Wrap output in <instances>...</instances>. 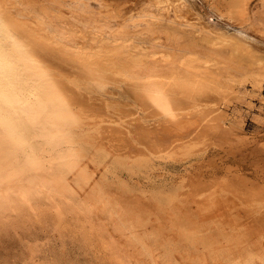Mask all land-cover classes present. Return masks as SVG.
Here are the masks:
<instances>
[{
    "label": "bare ground",
    "instance_id": "6f19581e",
    "mask_svg": "<svg viewBox=\"0 0 264 264\" xmlns=\"http://www.w3.org/2000/svg\"><path fill=\"white\" fill-rule=\"evenodd\" d=\"M61 1L0 0V128L5 136L3 142L6 143V145L0 144V205H4V202L10 204L11 194L14 193L20 208L29 207L32 201L36 200V194L39 195L42 190H52L53 194L49 202L53 210L50 209L55 211V214L60 218L72 214L78 223L83 241L97 247L96 250L98 249L101 253L105 251L112 260L118 262L120 254L116 250L114 240L116 237L112 236L115 234L114 231L112 230L113 233L110 231L112 235L109 234L111 228L108 230L110 226L104 224L105 221L101 222L104 219L94 221L88 215L87 210L91 208L88 204L86 207L83 206V203L86 202L82 200L83 198L78 199L77 195L80 193H76L75 198L72 199L70 195L67 196L59 188H54L43 181L35 183L30 178H27L26 184L23 185L20 182L22 172L28 167L27 161L32 157L24 154L27 159L22 165L13 160L19 157L21 150L28 149L31 155L41 153L59 169L62 182L59 184L65 183L69 178H80L89 188L94 186V191L91 190L90 195H98V191L95 189L97 179L89 167L92 164L105 167L103 162H119V160H115L114 153H110L111 150L109 149V152L100 143L102 135H106L105 131L103 133L100 128L102 125L97 121L98 118L96 120L99 114L91 107L94 97H99L101 102L103 99L101 96L109 93L113 88H120L132 100L135 106L134 110L147 112L146 115L156 118L161 122L157 123L163 125L162 134L157 132L158 139L155 137L156 133L152 134L153 130L150 127L142 128L143 126H141L144 137H141L142 142L146 141L151 144L154 151L162 152L160 150L164 143L169 141L173 144L178 138L184 144L187 141L184 142L186 139L183 138L191 136L195 130L197 132L193 134L195 136L202 132L206 136L207 131H209L208 133L210 131L220 132L224 127V118H221L222 114L218 111L219 105H217V101H214L226 95L236 83L247 80L255 81L257 84L262 83L264 81V53L259 52L258 48H254L252 46L254 43L250 45L249 41V43L246 42L247 40H243L241 36L239 37L233 32L208 29L209 26L207 27L203 17L186 0H110V2L101 0L104 14L100 11L97 16L89 14L86 17L75 11L70 14L67 10L61 11L65 8ZM250 1L227 0V12L231 16L247 19L246 17L252 15L250 14ZM70 2L68 3L70 4ZM86 4L88 7V3ZM130 7H136V9L142 7L137 9L134 14L145 16V19L154 17L150 21L155 27V31L152 33L154 35L150 33L151 36H147L149 34L142 36V33L136 38L134 35L131 37L132 32L126 31L127 24L125 28L119 26V30L114 31V28H112L113 31L110 30L113 18L124 16V12ZM78 9L76 10L78 11ZM256 14L252 15V18L264 23V13L257 14L259 17ZM111 16H114L111 18L112 20ZM127 18L129 16L123 21L117 19L114 22L123 23ZM140 19L138 18L139 21ZM136 23L138 24L137 21ZM136 23L134 22V24ZM161 30H164L162 34L164 39L159 40L158 34ZM141 31L143 30L139 28L138 32ZM143 32H146L145 29ZM137 34L135 32V35ZM115 90L112 91L116 92ZM225 97L227 98V96ZM108 100H110L109 103H114V100ZM116 102L121 103L120 101ZM124 102L122 101V103ZM126 103L128 105L129 102L122 104L125 106L124 109L128 108ZM104 106L105 110L109 112L112 110V114L117 115V117L114 116L115 118L122 119L123 116L128 117L127 114L130 113L129 110H121V107H110V104H104ZM117 107L119 106L117 105ZM136 116L134 119L140 118L139 114ZM190 118L198 119L197 124L193 125L196 128L192 126L193 128L189 129L186 126V129L181 127L178 128L180 130H175L174 125L178 126L180 123L183 124L182 122L189 123L190 121L186 120H190ZM92 119L96 121L90 122ZM102 119L103 117L99 121L107 118ZM126 120L124 119V121ZM137 123L139 122L135 124ZM105 125L103 124L104 127ZM112 127L114 129L108 127V132L113 131V134H118L119 139L120 134H124L121 138H125L122 140L125 139V142H129L128 145H130L132 140L129 137V131L132 129L125 131L119 126L116 129L115 126L112 125ZM110 128L112 131L109 130ZM137 129L135 130L137 131ZM172 129L175 131L171 132ZM137 133L139 134V131ZM106 134L108 135V133ZM108 136L106 139L110 140L112 135ZM137 136L139 135L134 137L138 138ZM153 137L156 138V141L152 139ZM116 138L117 135L114 139ZM191 138L189 137L187 140L195 139L193 136ZM122 140H120L121 143ZM197 140L196 142H198ZM117 141L118 149L121 147L122 150L119 140ZM159 141L161 142L159 143ZM181 141L177 144L175 142L173 146L168 144L170 147H176L182 144ZM194 142L190 141L191 144ZM112 144L114 145V143ZM134 144L136 145V143L132 145L137 149L138 147H135ZM191 144L185 146L190 148V151ZM122 145H125L124 142ZM170 147L168 146V148ZM261 147L260 151L264 150V145ZM125 150L120 153L122 154ZM184 150L182 149V153ZM89 152L99 154L101 158L90 159L88 158ZM7 153L11 158L4 160L3 157ZM144 156L137 154V157L140 158L133 161L134 157H131L133 159L130 162L144 161L145 158L147 159ZM123 160H126L125 157ZM127 160L129 163L130 159L127 158ZM125 165L127 164L125 163ZM128 166L132 168V165L128 164ZM198 185L206 184L198 183ZM197 188L198 186L196 192ZM202 188L205 186L199 189ZM191 190L193 191L194 188ZM202 190L199 192L202 193ZM249 190L244 193L248 194ZM210 192L204 193L208 196L207 198L221 196L217 191L218 195L213 190ZM236 194L238 195V193ZM244 196L247 198V195ZM220 198H216L218 202ZM248 199L251 207H247H258L259 204L264 203V189L255 188L248 194ZM35 202L33 201V203ZM121 206L124 205L121 204ZM101 209L100 214H107L108 218L116 215L113 214L114 210L110 207ZM121 211H123L122 214L129 215L128 212H125L126 209ZM102 218L106 217L102 216ZM95 220L97 219L95 218ZM111 220L110 222L113 221Z\"/></svg>",
    "mask_w": 264,
    "mask_h": 264
},
{
    "label": "rangeland",
    "instance_id": "374dc122",
    "mask_svg": "<svg viewBox=\"0 0 264 264\" xmlns=\"http://www.w3.org/2000/svg\"><path fill=\"white\" fill-rule=\"evenodd\" d=\"M69 1L72 3L69 4ZM85 1L88 3V7ZM107 1L110 2V0ZM186 1L203 17L207 27L209 26L208 29L233 32L235 35L241 36L243 40H247L246 42L249 41L250 45L254 43L256 46L254 44L252 46L264 53V23L252 18V15L256 13L258 15L261 12L264 13V4H262L264 0L250 1V14L252 15L246 17L247 19L231 16L227 12V0ZM61 3L65 6L61 11L67 10L69 14L74 11L80 15L84 14L85 17L89 14H93V16L96 14L95 16H97L100 11L104 14L101 0H62ZM79 7L81 11L78 9ZM140 8L137 7V9ZM89 9L90 11H88ZM128 9L124 12V16L110 17L116 22L117 19L123 21L129 16L123 23L112 21L110 30H119V26L125 28L127 24V30H125H129V33L132 32L131 37L134 35L136 38L142 33V36L154 35L152 33L155 31V27L153 23H150L154 17H146L145 19V16L134 14L137 11L136 7ZM130 15L132 16L130 17ZM136 16L139 19L142 18L140 21H143L140 22ZM113 24L115 25L112 27ZM149 26L153 27L149 28ZM138 27L143 31L145 29L147 33L138 32ZM122 28L121 30H124ZM135 32L138 34L135 35ZM163 32L164 30H161V34L157 33L160 36L159 40L163 38ZM251 81L236 83L226 95L214 101H217L218 111L222 114L221 118H224V127L220 132L210 131V134L207 131L206 134L209 135L206 137L202 131L197 136L193 135L197 133L195 130L189 136L190 138L193 136L195 139L191 140V138L190 141L196 142L198 139L199 143L191 144L187 140L189 137H184L183 139H186L184 142L187 141L188 143L183 144L177 138L175 139L176 144L181 141V145L170 147L175 142L171 144L172 142L167 141L162 147L160 146L162 152L154 151L151 144L146 141L142 142L141 137H143L142 128L146 126L153 130L152 134H157V132L162 134L163 125L158 124L157 122L160 121H157L156 118L146 115L147 112L134 110L135 106L132 100L120 88L112 89H116L117 94L111 90V94L109 92L101 96L103 98L101 102L99 97H94L91 107L99 116L101 115V117H96V120L98 118L97 121L102 125L100 128L103 133L105 131L104 134L107 137L112 135L113 138L111 137L110 140L117 135L118 139H116L122 146V150L121 147L118 149V141L114 139L112 142L109 138L106 139L104 135L100 139L102 147L108 149L109 152L111 150L110 153H114L113 158L119 162H103L105 167L93 164L89 167L97 179L95 189L98 191V195H90V191H94V186L89 188L80 178H69L65 183L59 184L62 183L59 169L52 165L45 155L41 153L31 155L28 149L26 151L21 150L19 157L13 161L22 165L27 159H25L24 154L32 157L27 161L28 167L22 172L21 184L25 185L26 179L30 178L35 183L43 181L54 188H59L67 196L70 195L72 199L75 198L76 193H80L77 195L78 199L83 198L82 200L86 202L83 203V206L86 207L88 204L91 208L87 210L88 215L94 221L104 219L101 222L105 221L104 224L110 226L106 225L108 230L111 228L109 234L112 235V230L114 231L115 234L112 236L116 237L114 240L116 250L120 254V261L115 262L105 251L101 253L98 249L96 250L97 247L83 241L78 223L72 214L61 216L62 218L57 216L55 211H52L49 202L53 191L42 190L39 195L36 194L37 198L33 200L36 202L33 203L32 201L29 207L20 208L14 193L11 194L10 204L4 202V205H0V264H264V203L259 204L256 208H250L251 203L249 199L247 200L248 194L255 188L264 189V152H262L264 150L260 151L261 145H264V81L260 84ZM108 99L114 100V103L116 101L121 103L116 102L114 104L112 100V103H109L110 100ZM104 100L105 102H103ZM106 101L110 107H121V110H129L128 117H122V119L125 117L124 119L129 121L115 118L114 116L117 117V115L112 114V110L110 112L105 110L104 104L109 105ZM122 101L129 102L128 105L126 103L128 108L124 109L125 106L122 104L125 102L122 103ZM130 114L132 115L129 116ZM133 114L135 116L139 114L140 118L136 116L137 118L134 119ZM102 117L107 119L99 121ZM93 120L96 121L92 119L90 122ZM135 121L139 122L138 125L135 124ZM186 121L190 122L178 124L180 127L174 125L175 130H180L178 128L181 127L186 129V126L191 129L190 127L197 124L198 119L190 118ZM103 124L109 125L104 127ZM112 125L115 126V129L117 126L120 129H125V131L132 129L129 131V137L132 140L131 143H136L137 146L134 145L138 148H134L131 143L130 145L133 147L128 145L129 142H125V139L122 140L125 138H121L124 134H120V139L118 134H113ZM158 125L160 127H157ZM141 126L143 127L141 128ZM174 126L172 127L174 128ZM108 127H111L109 129L112 131L111 134L108 132ZM175 130L172 129L171 132ZM135 132L137 134H134ZM3 133L0 128V144H4L5 136ZM156 134L155 137L158 139L159 134ZM135 135H139L138 138L134 137ZM155 137L152 139L155 140ZM120 140L124 142L126 147L122 145L123 142L121 143ZM165 144L170 148L168 146L163 147L166 146ZM189 144L194 149L191 148L192 152L190 148H186ZM139 147H141L140 150ZM127 148L130 150H125ZM182 149H185L184 153H182ZM124 150L125 152L121 154L120 152ZM133 150H137V152ZM127 151L131 152L127 153ZM129 153L131 154L129 155ZM137 154L138 156L145 155L148 161L144 156L145 160H141V162L145 164L142 163L141 165L140 161V163H131L130 161L133 159L131 157H134L133 161L140 158L137 157ZM124 157L126 160H123ZM10 158L9 153L3 157L4 160ZM88 158L96 159L101 158V156L89 152ZM127 158L130 159L129 163ZM128 164L132 165V168H129ZM198 183L206 185L202 186ZM193 185L198 186L197 192L199 194L196 192L197 186ZM232 185L235 187L233 188ZM199 186H205V188L202 190L199 189ZM191 188H194L195 191H192ZM247 189L249 193L245 194ZM201 190L202 193L199 192ZM212 190L215 193L217 191L224 198L219 195L221 200L220 197L216 196V198H220L219 202L215 196L212 199L207 198L208 196L205 194L209 191L212 192ZM244 195H247V198ZM118 199L120 200L118 201ZM211 203L213 205H210ZM214 203L216 204L214 205ZM121 204L124 206L122 207ZM102 207H110L114 210L113 214L116 215L108 218L107 214H100ZM121 210L128 212L129 215L122 214L123 211ZM102 216L107 219L102 218ZM107 220L109 222H106Z\"/></svg>",
    "mask_w": 264,
    "mask_h": 264
}]
</instances>
